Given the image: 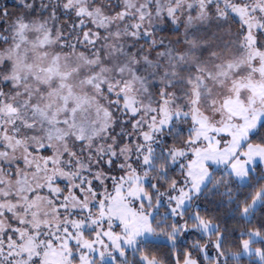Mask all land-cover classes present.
I'll return each mask as SVG.
<instances>
[{"label": "snow or ice", "instance_id": "obj_1", "mask_svg": "<svg viewBox=\"0 0 264 264\" xmlns=\"http://www.w3.org/2000/svg\"><path fill=\"white\" fill-rule=\"evenodd\" d=\"M0 264H264V0H0Z\"/></svg>", "mask_w": 264, "mask_h": 264}]
</instances>
